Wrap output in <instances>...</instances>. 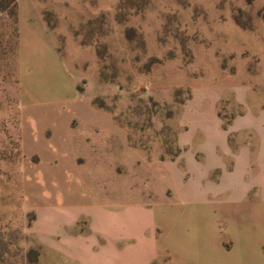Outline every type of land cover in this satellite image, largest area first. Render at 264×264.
Segmentation results:
<instances>
[{"label": "rangeland", "instance_id": "1", "mask_svg": "<svg viewBox=\"0 0 264 264\" xmlns=\"http://www.w3.org/2000/svg\"><path fill=\"white\" fill-rule=\"evenodd\" d=\"M263 3L18 0V37L0 13V264H53L47 233L62 230L68 209L54 179L67 186L85 174L81 199L95 201V173L70 171L85 162L78 138L87 124L107 137L101 156L115 160L121 190L155 216L168 260L152 264H195L188 234L200 226L234 247L229 232L243 225L224 177L231 151L255 150L239 125L264 109ZM261 239L251 264H264V231Z\"/></svg>", "mask_w": 264, "mask_h": 264}, {"label": "crops", "instance_id": "2", "mask_svg": "<svg viewBox=\"0 0 264 264\" xmlns=\"http://www.w3.org/2000/svg\"><path fill=\"white\" fill-rule=\"evenodd\" d=\"M33 15L37 25L45 32V25L32 4ZM257 47L260 55L264 57V23L262 36H257ZM256 42V41H255ZM257 62L260 63L259 54L254 50ZM264 108V105L262 106ZM82 122V121H81ZM86 121H83V123ZM237 122L235 117L230 125L231 128ZM88 125V126H87ZM91 131L86 130L78 138V146L83 151L84 163L71 162L70 171H90L98 177V189L95 192V201L90 203L83 197L78 182H84V176L75 174L71 179L61 184L65 197L66 209L65 221L62 230L58 232L51 229L47 233L46 250L51 252L53 264H152L166 255L157 245L155 229L151 226V211L139 203H132L133 194L130 191H122L119 183L117 164L105 162L101 154L107 150V137L98 132L95 127L87 124ZM85 128V127H84ZM242 133L251 134L255 150L231 151L233 162L228 167L224 177L226 186L230 189L232 216L238 226L232 232L234 247L228 248L222 243L221 232L213 228L200 226L198 223L195 232L189 233L188 237L196 238V246L191 254L195 264H251L255 260V252L263 247L261 234L264 231V109L261 114L253 118V123L239 125ZM72 144V143H71ZM96 155H98L96 157ZM168 162H160L167 164ZM217 169V168H212ZM212 170V171H213ZM64 177V176H63ZM62 179V178H61ZM64 180V179H62ZM67 182V181H66ZM255 197L249 204L237 206V198L242 199L250 192ZM68 193V195H67ZM84 193V192H83ZM80 197V198H79ZM250 212L247 213L246 212ZM247 215V220L242 221L241 216ZM151 221V222H150ZM134 223H137L134 224ZM82 227H78V225ZM76 226V227H75ZM61 235V236H59ZM57 257V260L55 258ZM168 260V256H165ZM165 264H173L166 261ZM175 264H191L188 260L181 259Z\"/></svg>", "mask_w": 264, "mask_h": 264}, {"label": "trees", "instance_id": "3", "mask_svg": "<svg viewBox=\"0 0 264 264\" xmlns=\"http://www.w3.org/2000/svg\"><path fill=\"white\" fill-rule=\"evenodd\" d=\"M257 12L258 15H261L262 20L264 22V3L258 6ZM0 13H6L12 18L13 23L16 25L18 37V0H0ZM234 20L236 25L239 26V22L237 21V19Z\"/></svg>", "mask_w": 264, "mask_h": 264}]
</instances>
